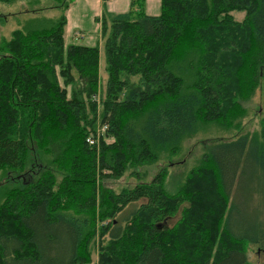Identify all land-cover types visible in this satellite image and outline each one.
Masks as SVG:
<instances>
[{
  "label": "trees",
  "instance_id": "1",
  "mask_svg": "<svg viewBox=\"0 0 264 264\" xmlns=\"http://www.w3.org/2000/svg\"><path fill=\"white\" fill-rule=\"evenodd\" d=\"M54 1L58 16L19 18L0 37V264H85L98 222L109 236L97 264H246L242 241L264 249V119L211 144L174 193L168 163L118 191L102 180L138 178L200 119L225 124L245 109L264 71V0H160L155 15L145 0L118 13L102 0L100 90L99 44H65L71 0ZM125 235L136 248H119ZM175 243L186 253L167 260Z\"/></svg>",
  "mask_w": 264,
  "mask_h": 264
},
{
  "label": "rangeland",
  "instance_id": "2",
  "mask_svg": "<svg viewBox=\"0 0 264 264\" xmlns=\"http://www.w3.org/2000/svg\"><path fill=\"white\" fill-rule=\"evenodd\" d=\"M55 3L56 2L54 0H16L13 2H0V37H9L10 31L18 26L17 23L19 18L23 19L32 14H41L49 17L58 16L61 12V9L52 7ZM32 8L39 9L37 12L31 13L30 10ZM19 10L21 12L25 10L27 13L24 15H18L17 12ZM233 15L236 19L240 20L243 16V11H234ZM103 39L104 37L102 36V38L95 40V43L97 42L100 47L99 63L101 65H99V75L101 85H99V90L103 88V84L106 79V70L104 68L105 58L103 52ZM239 101L243 104L245 109L236 110L235 114H237V116L234 117L231 121H227V123L224 124L222 121H205L200 119V121L196 125L197 127L189 133L185 134L179 151L174 154H169L167 151L162 150L160 151L159 156L156 160H152L150 163L148 162L149 164L146 162L145 165L139 166V171L142 174V178L141 176L138 178L135 177V175L129 172L130 169H126L123 175H121L120 177L104 178L102 180L104 185L107 187H111L115 191H118L123 186L134 185L138 179H142L143 181H150L153 174L158 170V168L162 164L168 163L169 172L164 180V186L168 192L174 193L178 189V186L182 184V180L186 176L189 169L201 162L204 151L211 144L221 140L225 141L233 139L241 133H252L255 131H260L262 119H264V71L262 72L258 85H256L254 93L252 95L241 98ZM110 139V137L107 138V140ZM141 201H145V199L141 198L137 201V203ZM189 204V200L187 198L184 199V201H182L181 204L177 206V208L170 214V216L166 218V223L169 226H174L175 224H178L179 226V224L183 221L184 214L188 212ZM196 217L197 216L195 215V218ZM100 224L101 223L98 222L97 234L95 238L92 239L86 246V251L89 254L90 258L89 262H86L85 264H97L100 246H106L107 244V237L109 236V233H106L105 231L101 235L99 232ZM199 225L203 227V229H205L202 232L203 235L206 230L209 232V224L206 221H203L200 218ZM140 233H142V229L138 234L140 235ZM184 239L185 237L184 235H182V242L184 244L190 245V247L188 248L191 250L193 246V244L191 243L194 241H186ZM135 240L136 239L134 237L125 235L122 238V245H120L119 248H125L126 245H129L130 249L133 250L134 248H136ZM182 246L183 245L180 243H175L173 246H171L166 253V259L169 260L171 258H174L177 256L176 253H178L179 260L180 257H182L186 253L185 251H180ZM241 246L244 248V251H246V264H264V249L258 243L242 241ZM195 247H199L201 249L203 247L202 241H196Z\"/></svg>",
  "mask_w": 264,
  "mask_h": 264
},
{
  "label": "crops",
  "instance_id": "3",
  "mask_svg": "<svg viewBox=\"0 0 264 264\" xmlns=\"http://www.w3.org/2000/svg\"><path fill=\"white\" fill-rule=\"evenodd\" d=\"M129 6L130 0H107L106 2V9L115 13L127 11ZM144 7L147 14H158L161 1L145 0ZM102 13V0H71L66 9L65 44H95V40L102 38L99 18Z\"/></svg>",
  "mask_w": 264,
  "mask_h": 264
},
{
  "label": "built area",
  "instance_id": "4",
  "mask_svg": "<svg viewBox=\"0 0 264 264\" xmlns=\"http://www.w3.org/2000/svg\"><path fill=\"white\" fill-rule=\"evenodd\" d=\"M105 126L101 127V131H104L105 130ZM91 142H94V138L92 137V139H89Z\"/></svg>",
  "mask_w": 264,
  "mask_h": 264
}]
</instances>
